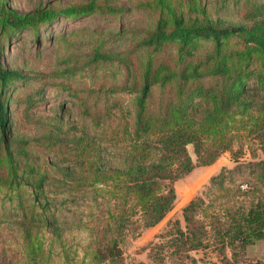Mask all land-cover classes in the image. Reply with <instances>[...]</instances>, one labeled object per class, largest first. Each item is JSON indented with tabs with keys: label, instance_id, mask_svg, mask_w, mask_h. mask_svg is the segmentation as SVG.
Returning <instances> with one entry per match:
<instances>
[{
	"label": "trees",
	"instance_id": "16d2710c",
	"mask_svg": "<svg viewBox=\"0 0 264 264\" xmlns=\"http://www.w3.org/2000/svg\"><path fill=\"white\" fill-rule=\"evenodd\" d=\"M137 8L147 23L108 29L127 43L117 51L98 45L83 62L90 69L113 62L122 79L66 91L90 127H64L69 109L62 105L48 121L35 118L39 87L24 99L31 137L7 114L18 82L28 79L3 64L4 44L23 31L39 43L40 29L57 17L126 10L84 0L19 13L0 0V191L14 202L0 216L17 234L26 264H52L55 256L65 264H125L122 242L163 220L176 180L225 152L238 159L246 139L264 154V0H146ZM258 165L264 169V161ZM223 178H210L206 189L221 190ZM214 200H189L183 226L169 222L145 248L148 263L136 264H196L191 252L208 249L225 259L236 242L264 239L262 202L223 206L219 215ZM72 234H83L74 247Z\"/></svg>",
	"mask_w": 264,
	"mask_h": 264
},
{
	"label": "rangeland",
	"instance_id": "374dc122",
	"mask_svg": "<svg viewBox=\"0 0 264 264\" xmlns=\"http://www.w3.org/2000/svg\"><path fill=\"white\" fill-rule=\"evenodd\" d=\"M9 7L19 13H27L41 7L58 9L67 4L84 0H6ZM111 4L125 8V12L116 16L99 17L88 16L75 20L57 17L51 24L42 27L39 31L40 42L32 38L28 31L15 33L8 43L4 44L2 62L6 66L26 74L28 80L18 82L15 89V102L9 103L7 114L14 113L19 125L20 133H28L34 137L25 123V94L35 92L42 88L41 99L31 110L35 118L48 121L55 113L54 107L62 105L69 109L60 118L64 127L81 129L90 127L89 121L83 118L79 109L72 104V99L66 96L69 89L84 90L94 83L113 82L122 79V70L115 63H106L98 68L83 67L86 55L90 54L98 45L102 51H117L127 43L126 40H117L108 34V29H117L119 26L144 25L148 15L137 8L138 3L146 0H108ZM97 32L92 33V29ZM70 59V60H69ZM69 60V62H68ZM67 69V72H65ZM67 87V89H65ZM82 93V92H81ZM39 97V96H36ZM124 104L129 98L119 95ZM43 119V120H42ZM30 131V133L28 132ZM239 145H234V150ZM242 155L234 160L229 152L223 153L208 166H195L188 174L176 180L173 184L175 200L172 209L162 221L154 227L143 230L139 236H127L121 244L125 264L148 263L145 249L154 236L166 229L169 222L179 220L183 226L182 208L189 200L197 195L205 199H214V209L222 215V207L236 209L243 206L246 209L250 204L260 201L264 204V172L258 163L264 161L262 154L254 141L246 139L241 144ZM223 174L222 188L210 187V178ZM247 185V190H246ZM243 187V188H242ZM207 194V196H206ZM209 194V196H208ZM207 197V198H206ZM14 202L9 193L0 191V211L13 210ZM68 211V208H63ZM83 234H72L68 237L72 246H77ZM45 243L49 238L43 237ZM255 248H260L255 251ZM258 253L264 254V242L260 247L255 243L236 242L232 247L226 248L225 259H222L211 249L191 252L196 264H251L250 260ZM0 264H26L20 241L12 226L4 216H0ZM52 264H65L61 256H55Z\"/></svg>",
	"mask_w": 264,
	"mask_h": 264
},
{
	"label": "crops",
	"instance_id": "0c3cea01",
	"mask_svg": "<svg viewBox=\"0 0 264 264\" xmlns=\"http://www.w3.org/2000/svg\"><path fill=\"white\" fill-rule=\"evenodd\" d=\"M262 242H264V239L263 240L253 241L252 243H255L256 244V247H260L261 244H262ZM259 249L260 248H255V251L260 252ZM258 254H260V255H256V257H252V259L264 258V254H262V253H258Z\"/></svg>",
	"mask_w": 264,
	"mask_h": 264
},
{
	"label": "built area",
	"instance_id": "2783aa9c",
	"mask_svg": "<svg viewBox=\"0 0 264 264\" xmlns=\"http://www.w3.org/2000/svg\"><path fill=\"white\" fill-rule=\"evenodd\" d=\"M243 188V187H242ZM246 190H247V185H246Z\"/></svg>",
	"mask_w": 264,
	"mask_h": 264
}]
</instances>
